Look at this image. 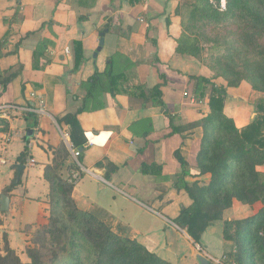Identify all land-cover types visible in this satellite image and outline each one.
Masks as SVG:
<instances>
[{"label": "crops", "instance_id": "1", "mask_svg": "<svg viewBox=\"0 0 264 264\" xmlns=\"http://www.w3.org/2000/svg\"><path fill=\"white\" fill-rule=\"evenodd\" d=\"M177 4L166 0H0V103L30 104V95L35 94L46 105V114L39 117L0 119V199L2 195L8 198L7 210L0 211V247L5 238L22 256L26 228L46 222L49 185L43 172L52 162L53 149L63 146L68 156L59 172L61 178L69 180L80 173L71 194L76 207L93 213L112 230L126 232L149 252L170 264H200V248L215 260L231 251L246 264H264L261 244L258 258H252L248 245L243 243L242 249L249 252L240 254L233 242L223 238L225 221L255 217L263 209L260 202L246 205L233 201L222 219L203 233L200 246L174 224L179 211L190 205L186 194L173 186L180 172L174 155L178 151L188 163L194 176L187 178L188 182L197 181L196 157L202 134L194 128L189 134L168 136L167 121L155 103L144 102L140 95L138 104L130 103L135 98L132 88L140 85V92L150 90L165 79L161 99L172 115L177 114L175 123L184 125L196 119L177 109L185 107L184 99L192 105V95L184 96L190 83L178 63L193 59L176 53V39L182 33L174 17ZM101 32H105L108 53L99 68L93 58L92 70L87 68L86 56L98 47ZM73 42L81 44L82 61L77 69ZM108 60L112 61L113 76L121 81L113 95L103 86L104 90L93 89L86 99L78 120L87 145L75 159L70 152L69 127L56 120L76 112L86 97L87 80L95 70L106 73ZM7 71L16 76L4 88L1 82ZM226 94L223 113L237 129L264 115V93L255 91L249 82L241 81ZM91 97L96 102L87 105ZM204 103L206 116L208 99ZM28 131H32L30 137ZM20 164L24 167L17 180ZM108 164L117 168L109 181L105 179ZM142 164L160 170L155 175L143 174ZM257 171L264 174V164ZM201 177V182L209 181V175ZM174 205L179 208L176 212Z\"/></svg>", "mask_w": 264, "mask_h": 264}, {"label": "trees", "instance_id": "2", "mask_svg": "<svg viewBox=\"0 0 264 264\" xmlns=\"http://www.w3.org/2000/svg\"><path fill=\"white\" fill-rule=\"evenodd\" d=\"M166 1H188L181 2L179 11L177 10L180 12L181 9L185 13V22L181 23L182 33L176 39L177 54L197 57L201 53L199 42L194 37L195 33L213 42L216 47L221 46L223 50L233 52V45H240V54L251 60L252 67L234 71L232 75L235 81L231 80L229 85L235 86L240 81H248L254 90L264 93V45L259 41L257 43V40L264 39V0H226L224 10L220 8V0ZM248 11L258 14L260 23L251 20L247 16ZM166 23L169 26L168 19ZM232 24L236 25V29L229 34L233 41L231 44L221 45L212 38H206V27L224 28ZM72 45L75 52L74 68L77 69L82 61L81 44L73 42ZM8 71V76L1 82L4 88L16 76L15 72ZM102 77L106 78V89L113 95V92L118 90L121 78L113 76L112 61L109 60L106 73L100 74L95 70L87 80L86 97L76 112L56 120L58 124L63 123L69 127L68 136L75 149H83L87 143L78 116L83 113L84 104L92 90H104L101 85ZM200 80L211 86L208 97L209 113L192 128L203 129L196 167L198 177L209 175V181L188 182L187 178L194 176L190 174L188 163L177 151L174 156L180 166V172L173 182L174 188L183 191L190 200V205L182 208L173 222L185 230L192 242L199 246L206 229L213 222L222 219L223 212L231 207L233 201L246 205L260 202L264 205V174L257 171V167L264 164V115L256 116L245 128L237 129L233 120L223 113L224 101L227 98L224 86L211 83L206 78ZM165 83L163 79L162 84L150 89L148 97L143 92L140 96L147 102L152 101L161 109L170 130L168 136L179 135L185 128L175 124V116L161 99L160 87ZM26 152L27 149L20 155L21 161ZM67 156L63 146L54 148L52 162L44 168L43 178L49 185L48 216L43 225L37 226L33 238L27 242L24 253L28 262H22L4 238L0 264H55L66 254L70 257L68 246L76 236L90 247L92 264H170L149 252L137 240L115 233L105 221L93 213L76 207L71 197L74 185L62 179L59 174ZM74 167H69V170ZM116 169L108 164L105 177L107 181ZM140 170L143 174L155 175L157 166L142 164ZM159 170L160 168L158 172ZM260 233H264V206L253 218L224 222V240L233 242L240 254L250 251L252 258H258V244L264 249V236ZM243 243L248 245L249 251L242 249ZM223 254L233 258L239 257L231 251Z\"/></svg>", "mask_w": 264, "mask_h": 264}, {"label": "rangeland", "instance_id": "3", "mask_svg": "<svg viewBox=\"0 0 264 264\" xmlns=\"http://www.w3.org/2000/svg\"><path fill=\"white\" fill-rule=\"evenodd\" d=\"M181 2L188 3V1L178 2L177 7H176L175 12H174V17L176 16L178 18V20L180 22L179 23L180 27H181V23L185 22L184 11L180 9V12H177V10L179 11L178 8H179V5ZM226 5H227L226 0H220L221 10H224L226 8ZM247 16H249V18L251 20H253L255 23H257V24L260 23V22H258V20H259L258 14L254 13L252 11H248ZM235 29H236V25L232 24V25H229L228 27H224V28H215L214 29L212 27H206L204 29V31H205V35H206L207 39L212 38L213 40H216L221 45H223V44H231L233 42L231 37H229V34L231 31H233ZM181 31H182V27H181ZM194 37L199 42V46L201 47V53L197 57H192L193 59H190V61L188 60L189 62L187 61V59H183L182 61H179V63H178V66L182 68L181 70H183L185 72V74H184V76L186 77L185 79H188V82L190 83V89H186V92H185L187 95L186 98H188L189 96L192 95L193 97L191 96L190 98H194V100H195V103L190 105L189 103H187L186 99H184L185 107L182 109L177 108L178 111H180V113L183 112V115L186 117L196 116V119L194 122H187L184 125H182L180 123L177 124V125L183 126L185 128L183 132H185V133L188 132L186 134H189L190 133L189 131H191L192 129L194 130V128H192V126L196 122H200V120H202V118L205 117L204 115L206 113V106H205L204 102H205V100L208 99V97L210 95L211 86L209 83H204V82L202 83L200 78H206V79H209L211 81V83L224 86L225 91L228 92V90L232 89L233 87L238 86L241 83V81H240L235 86L229 85V82L231 80H234V77L232 75L233 72L234 71L238 72L240 70L250 69L252 67L251 60L246 59L244 57V55L240 54V52L242 50V46L233 45L234 51L232 52L229 50H223L221 46L216 47L213 42L203 39V37L198 35L197 33H195ZM258 41L261 45H264V39L263 38L257 40V43H258ZM213 45L215 46V48L212 47ZM108 46H109V44L105 43L103 46L104 47L103 50H101L100 52L97 53L96 64H97L98 68L101 67L102 65H104L105 61L103 59V56L107 55L106 53H108V49H107ZM96 49H97V46H96ZM96 49L91 53V55L87 54V56H86V58H88V60H89L87 63V68H89L91 66V63H93V60H95L93 58H95L94 54L96 53ZM185 61H187L188 63ZM106 66L108 68L107 63H106ZM91 69L94 70V67L92 68V66H91ZM69 76L70 75H68V77ZM101 85L102 86L107 85L106 79H102ZM132 90H135L134 95H133L135 98L130 99V103L133 105H136L140 102L139 100H137V96H139L141 94V92H143L146 95V97H148V95H149V90L143 89L140 92V85L138 87L132 88ZM201 90H202V92H201ZM139 92H140V94H139ZM201 94H202V96H201ZM93 95L96 96V93H94ZM93 98L94 97L89 98L87 100L86 104L87 105L94 104L96 102V100H94ZM144 102H147V101L144 100ZM182 110H184V111H182ZM169 111H170V113H172L171 110H169ZM174 115L177 116V114H175V113H174ZM197 130L202 134L203 129L201 127H197ZM186 157H187V155H186ZM188 167H189V165H188ZM201 178L198 177V182L200 181V179L204 180V177H201ZM171 205H173V204H171ZM177 210H179V208L174 205V211L176 212ZM37 226H41V223L35 225L34 227L30 226V227L26 228V230H25V233L27 236L26 242L29 243V241L33 238V235L35 234V231L37 230ZM113 231L115 233L122 235V236L127 237L129 235V234H126V232H123L121 230H113ZM30 246H33V244L32 245L30 244ZM2 249H3V247H0V255L3 254ZM68 250H69L70 257L66 254V256L64 255L62 257V259H60V261L56 262L55 264H92V254H91L90 247L85 242H83V240L81 238H79L77 236L74 237V241H72L69 244ZM197 251H198V254H200L202 257H204L206 260H208L210 262V264H216V262H214L215 258L213 260L210 256H208L207 253L203 252L201 250V248L197 249ZM22 253H23L22 256L18 255L20 260L22 262H28V259L25 255V253L24 252H22ZM222 255L220 257H222ZM218 259L219 258H217L216 260H218ZM233 259L240 262L241 264H246L241 257H235Z\"/></svg>", "mask_w": 264, "mask_h": 264}, {"label": "built area", "instance_id": "4", "mask_svg": "<svg viewBox=\"0 0 264 264\" xmlns=\"http://www.w3.org/2000/svg\"><path fill=\"white\" fill-rule=\"evenodd\" d=\"M186 97V93L184 94ZM32 102L30 104H18V103H0V119L9 120L12 117H24L28 115H35L37 117L46 114V105L42 97L31 94ZM191 104L195 103L194 98L190 101ZM67 138V135H64ZM89 142V141H88ZM87 145V143H86ZM85 145V146H86ZM70 152L73 158L77 159L80 156L79 149H75L70 146ZM80 178V173H74L70 176L68 182L71 184H76ZM264 236V233H261ZM213 259V258H212ZM214 260V259H213ZM216 264H241L240 262L233 259L232 256L228 254H223L218 260H214Z\"/></svg>", "mask_w": 264, "mask_h": 264}, {"label": "water", "instance_id": "5", "mask_svg": "<svg viewBox=\"0 0 264 264\" xmlns=\"http://www.w3.org/2000/svg\"><path fill=\"white\" fill-rule=\"evenodd\" d=\"M104 35H105V32H101L99 33V41H98V47L96 49V53L94 54V57L96 58L97 56V53L101 51V49L103 48L104 46ZM32 135V131H28L27 133V137H30ZM79 151H82V149H79ZM23 165L20 164V165H17V180L20 178V175H21V172L23 170ZM7 206H8V198L5 196V195H2L1 196V199H0V211L1 212H4L7 210ZM197 260L199 261L200 264H208V261L202 257L201 255H198L197 256Z\"/></svg>", "mask_w": 264, "mask_h": 264}]
</instances>
